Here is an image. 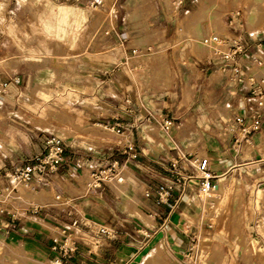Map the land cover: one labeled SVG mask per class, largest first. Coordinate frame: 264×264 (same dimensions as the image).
<instances>
[{"label": "rangeland", "instance_id": "rangeland-1", "mask_svg": "<svg viewBox=\"0 0 264 264\" xmlns=\"http://www.w3.org/2000/svg\"><path fill=\"white\" fill-rule=\"evenodd\" d=\"M53 1L57 0H0V29L6 30L12 36L10 47L9 39H3L0 34V49H3L0 51V61H5L0 64V74L12 68V74L20 77L17 84L22 83V86L17 88L18 93L12 97L10 107L6 106V111L11 112L12 115L0 119V176L4 169L24 162L38 153L42 149L44 135L47 132H54L64 138L66 153L70 160L80 158L81 161L102 164L113 158L128 159L129 172H126L128 178L125 181L128 182L129 187L126 193L135 195L137 206L152 218L151 223H144L147 227H143L138 215L129 214L131 223H138L140 228L139 231L129 232V238L134 235L135 238L144 242L131 264H138L159 243L163 244L164 251L171 261H177L178 264H264V208H261L262 202L264 206V199L259 198L258 211L247 215V200L240 197L234 207L232 198L235 190L260 196L258 190L264 191V177L252 181L248 178L254 175L255 169L259 166L245 167L240 173L244 179L238 178L237 171L227 173V177L232 175V180L219 179V189L216 192L224 191L225 198L216 200L218 203H224V208L219 210L215 229L208 235L203 233L205 227L202 210L206 208V203L193 189L187 191L191 194L190 197L178 201L180 208L178 206L173 210L161 230L156 227L162 219L149 215V210L141 205V197L138 192H135L138 179H142V176L138 174L141 168L136 165V160L144 157L140 153L141 142L138 141V138L142 140L141 127L135 131L138 145L135 156L129 157L116 150H76L72 143L73 138H83L78 135L79 130L85 129L87 121H93V119L84 118L83 115L89 112L92 106L101 107V103L106 102L114 114L121 113L126 122L132 121V115L124 113L122 95L127 90L130 94L139 90V83L143 79L137 77L138 73L139 76L141 74L139 71L136 73L137 76L132 77L134 83L127 81L128 78L119 72H113L112 79L106 86L109 94L104 93L105 86L98 90L99 87H93L89 82L92 80L89 72L93 68L100 66L110 68L109 65H112L116 58L121 59L120 62H122L123 56L128 54L121 46L110 49V46L101 45L104 39L101 38L100 33L110 25L102 20L106 16L109 17L111 15L109 9L116 6L119 21L124 12V9L119 7L121 0H115V2L101 0L102 2L97 6L91 4L92 0H84L89 16H92L91 27L97 33V37H93V42L88 35L89 30H92L88 28L90 27L89 16L82 22L68 20L65 23L64 30L70 39L64 42L48 34L47 25L52 28L53 24L47 21V17L56 14ZM128 8L130 13L134 14L133 16L149 18L145 25L143 23L139 36L132 37L129 43H151L155 50V63L152 73L150 71L152 77L154 80L161 79L168 82L176 80L177 82V86H170L157 98L147 101L149 108L162 109L163 112L172 116V124L168 129L153 123L143 126L146 129L150 148L152 149L153 146L155 148H153L154 158L168 161L169 158L165 153L172 156L179 148L187 149L192 153L196 151L207 153L211 156L213 168L218 172L217 176L221 177L222 168L218 165L216 156L222 150V142L229 146L227 139L222 141L214 134L215 127L219 125L207 111V100L203 90L208 80L213 79L211 76L217 72L214 70L216 64L213 61H199L204 52L203 48L199 53L197 52V48L201 45L199 35L202 30L227 33L228 28L225 25L230 18L241 22L240 30L246 41V51L242 59H248L255 48V42L264 38V0H183L177 6H174L171 0H157L155 4L140 0L130 4ZM252 8L257 12L254 19L250 17ZM237 10L239 14H235ZM151 21L152 23H149ZM115 24H117L115 30L120 33L119 23ZM111 51L113 55L109 53ZM81 53L82 57L78 56ZM78 60L82 62H77ZM69 61L76 67L78 65L79 73L76 68H67ZM162 65L165 66L162 67ZM52 71L58 72V75L56 74L55 78L50 80ZM94 73L96 74L93 78L96 81L104 79L105 75L111 76L109 71L100 69ZM216 78L220 79V77ZM37 82L46 83L40 85ZM188 83L195 84L192 92L187 90ZM33 86L35 89L31 91ZM215 86L213 96L222 97L223 104L229 102L231 110H240L245 107L247 92L238 90L237 86L233 90L229 86L226 88ZM208 88V92H212L211 88ZM133 110L134 114H139V110L134 106ZM88 136H91V133ZM209 140L216 145L207 147L204 152L203 147ZM158 144H162V151H159ZM151 149L148 147V154ZM231 153L232 150L229 149L227 156L229 159H232ZM78 168L80 167H75L76 172ZM48 185L49 188L53 187L49 191L62 192L55 181L50 180ZM43 192L44 190L41 189L40 192H33L31 195L38 198ZM117 199L118 206H121V201L124 199L120 197ZM146 204L152 205V202L146 200ZM216 207L217 204L214 203L207 209L212 212ZM181 208L185 210L186 216H179ZM238 214L241 215L240 220L236 219ZM185 223H192V225L185 227ZM201 223L202 226H199ZM195 225L203 228L199 232V235L202 234L203 237L198 239L192 250L190 237L194 232L198 234ZM145 228L148 234H145ZM13 260L14 264H22L23 258ZM32 264H57V262L35 259Z\"/></svg>", "mask_w": 264, "mask_h": 264}, {"label": "crops", "instance_id": "crops-1", "mask_svg": "<svg viewBox=\"0 0 264 264\" xmlns=\"http://www.w3.org/2000/svg\"><path fill=\"white\" fill-rule=\"evenodd\" d=\"M108 1L110 2L111 0ZM147 2H152L155 4L157 0H147ZM53 3H55L53 7L56 8V14H53L54 16L47 17V21L50 24H53L52 28L49 25H47V32L49 35L55 36L60 41L64 42V40L70 39L68 38V35L65 33L64 30L65 23L68 20L76 21V22L85 21L89 16V10H87L86 1L84 0H71V1L57 0L56 2L53 1ZM130 14L134 15L133 13ZM133 17L135 19L139 18V21L142 22V25L140 27L135 28L136 33L139 36V34L141 33L140 29L141 30L143 29L142 27L143 23L145 25L146 21L149 18L143 19L136 16ZM88 20L90 24L89 25L90 27L88 28L92 29L91 27L92 16H89ZM102 21L105 23L108 22L109 24L111 23V25L113 24V21H111L107 16L103 18ZM135 23L138 22L136 21ZM115 29L116 28H113L109 34L101 36V38L104 39L101 45L105 47L110 46V49H114V48L116 49L117 46H119V38L121 36L120 33H122V30H120L119 31L120 33H118ZM0 30H1L0 34L3 36V39L8 38L9 41L12 40V36L9 35L6 32V30L3 29ZM94 31L95 29H92L89 30L88 32L89 38L92 42H93V37L94 38L97 37V33ZM203 32L204 31L202 30L201 34ZM100 34L102 35V32ZM71 40L73 39L71 38ZM131 40L132 38L127 41V44H131L129 43L131 42ZM9 43L11 47L12 42L10 41ZM145 43L151 44L149 42H145ZM202 48H203L202 45H200L199 48H197V52L199 53V51L202 50ZM0 51H3V49H0ZM154 52L155 50L152 47V52L146 58V61L145 60L143 61L144 63L143 65L147 66L148 69L131 68V66L135 62L139 61L141 58L140 59L129 58L125 63L120 62L121 59L116 58L115 61L112 63V65H109L111 66L110 68H107L105 66L93 68L92 71L89 72L90 79L92 78V80H90L89 82L92 83L91 86L99 87L97 88L98 90L101 87L105 86L104 93L109 94V91L106 86L109 85L112 79L113 72H119L124 77L128 78L126 79L127 81L129 80L132 83H134L132 77L137 76L136 73L139 71L141 74L139 76L138 73L137 77L143 79L142 82L139 83V90H135L134 92L135 94L134 93L130 94L127 90V92L124 95H122V104L125 106L123 100L125 95L131 96L134 107H135V102H137L141 97L144 98L145 102L147 103V101L149 100L151 101L157 98L159 95L157 94V96L153 98H149L146 93V90H148L149 87L155 88L158 86V84H160V82L169 83L168 87L177 86L176 80H173L172 82L164 81L161 79L154 80V78L150 73L155 63ZM109 53L113 55L112 51ZM202 53L204 54V52ZM121 54H123V52ZM82 55L83 54L81 53L78 56L82 57ZM4 62L5 61H0V64ZM77 62H82V60H78ZM164 66L165 65H162V67ZM67 68L68 69L76 68L78 73L80 70L78 65L76 67V65L71 61L67 63ZM98 69H100L101 71H109V74L111 75L110 78L107 79L106 77H104V79H99L98 81H96V79H94L93 77H95L94 75L96 74L94 72H96V70ZM11 74H12V68H10V70L3 71V73L0 74V81L6 80ZM56 74L58 75V72L52 71L50 80L54 79ZM211 77H213V79L208 80L205 86L206 88L203 90V92H205V96H206L205 100H207V111H209L212 114L215 112L217 113L219 108L223 107L222 97L213 96L214 86L216 85L215 87L222 86V88H226L225 86L226 85L229 86V85L227 84L228 81L226 80V78L220 76L218 73L213 74V76ZM216 77H220V79L219 78L217 79ZM148 78L151 82L147 84L146 81ZM45 83L46 82H40L38 84L44 85ZM18 86L19 87L22 86V83L21 85L10 83L5 90L0 91V119L7 118V116L12 115L11 112L6 111L7 110L6 106L10 107V104H12V97H15V95L18 93L17 91ZM194 87L195 84L188 83L187 90L189 92H192ZM208 87L211 88L210 90H212V92H208L209 90ZM229 88L231 87L229 86ZM34 89L35 86L31 87V91H33ZM95 96L98 97L97 95ZM209 103L212 105H208ZM243 108L244 107H242L241 109ZM138 110H139L138 115H141L145 112V109L142 108H139ZM232 111H236V110L230 109V112ZM114 115L115 114L112 112V108L107 106L106 102L101 103V107L92 106V109L83 115L84 118L93 119V121H87L86 123L87 126L85 127V129L79 130L78 135L83 136V138H79V139L73 138L74 140L72 141V143L74 144L76 150H85V149L92 151L114 150V144L117 141H119L120 136L118 134H115L113 132L104 129L101 125L102 121L113 120ZM145 130L146 129L143 127L142 131L140 132L142 140L141 139L139 140L138 138L139 143L141 142V145L139 146L141 148L140 153L144 157L136 160V165L141 168V170L138 171V174L142 176V179H138V183H137L138 186H136L137 190H135V192L139 193L142 200L141 205L147 210H149V212L150 210L157 209L160 212H162L164 215V212H166L169 209L172 200H170V202L167 204L157 206L156 204L153 203V201L150 198H146L142 194V189L146 184L152 181L160 180L163 177L161 174L163 175L167 174V171L165 170L167 166V161L158 160L154 158L153 150L155 148L154 146L152 147V149L150 148V142H148V138L146 136ZM65 131L67 132V130ZM90 133L91 136H88ZM137 134H139V132ZM214 134L217 135L216 129L214 131ZM220 138L222 141L227 139L229 147H227L226 144L222 142V150L219 153H217L216 156L217 163L222 168V171L220 172L223 173L221 177L217 176L218 189H219L220 178H225L226 181L233 179L232 175H228L227 177V173L229 171H232L233 173L237 171L239 174L238 178L244 179L240 175V173L244 171L245 167H250V166L253 167L254 165H256L259 166V168L255 169V173L253 176L248 177L249 180L252 181L253 179L264 177V123L262 128L252 135V143L246 144L245 142H242L239 150H235L232 148L229 138H223V137ZM158 145L160 148L159 151H162L163 150L162 144H158ZM215 145H216L215 142L209 140L208 142H206L205 145L206 147L205 146L203 147V151L206 152L207 147H215ZM148 147L149 149H151V152H153L152 154L151 152L150 154L147 153ZM229 149L232 150L231 153L232 159H229L227 157ZM165 155L168 156V158L170 157L167 152L165 153ZM207 155L209 156V158L211 157L209 154ZM210 162L212 169L217 175L218 172H216L215 169L213 168L211 159ZM89 163L90 162L88 161H81L80 158H76L75 160H70L69 156L66 153V161L63 163L62 168L58 172V174L63 178L62 183L58 184V182H55L57 183V186L61 188L62 191L61 192L62 201L59 203L53 199L52 197L53 192L49 191L50 188L53 187L50 188L47 187L49 186L48 184L47 186L41 187V189H43L44 192L38 198L32 197L30 192H27L25 190L21 191V193L23 194L22 200L32 198L45 202L46 205L44 212L42 214L45 216L47 222L40 223L31 218H20L19 220L16 221V225L13 226L10 224L9 215L5 212H0V264H14L15 261L13 259L20 260L22 258H23L22 264H32L34 263L35 259L42 261L53 260L56 262V260L52 258L55 255V251L51 249V244H52L51 235L52 233H59L62 227L69 226L70 221L74 217L73 214H68L69 209H73L74 214L85 216L90 221L107 224L110 228L113 229L114 232L109 237L100 236V238L97 239L96 236H94L96 231L95 226H93L92 224L88 226H84L83 224H80L79 229H80L81 238L78 240L77 251L70 258H62L60 264H131L133 262V257H135L136 253L139 251L141 245L144 242L135 238L134 235H131L132 238H129L128 236L129 232L136 230L139 231L140 229L138 228V223H134V224L131 223L129 214L133 213L138 215L139 219H141V223H143V227H147L146 224H150L152 218L137 206V198L135 195H129L126 193L127 188L129 187L127 181H125V184L111 183L109 186H102L95 190H91V191L86 190L84 185L86 170H83L82 168H84V166ZM75 167H80L77 169L78 176L72 175V172L73 171L75 172ZM153 168L161 171V174L154 171ZM127 171L129 172L128 169H126V172ZM57 176L58 175H56V177ZM260 190L261 189L258 190L260 196H254V194H251L250 192L247 193L245 191H243V193H240L235 190L232 193V198L234 200V204H233L234 207L237 205L236 201L240 197H243V200H247V211H246L247 215L255 213L259 209V206H257L259 205L257 204V202H259L258 201L259 198L264 199V191L260 192ZM175 194L176 191H173L171 198H173ZM124 195H127L128 197H125ZM188 196L190 197L191 194L186 192V195L182 197L180 200H183ZM119 197L124 199L121 201L122 202L121 206H118L119 200L117 198ZM221 197L225 198V192L220 190L217 192V196L214 199V203L217 204V207L213 210L221 211V209L224 208V203L222 202L218 203V200H216L217 198L220 199ZM146 200L152 202V205L146 204ZM23 203H24L23 201L14 202L12 205L21 209ZM61 203L62 205L60 206ZM178 206L180 208L179 202H177V204L174 205V207L171 209L170 215L172 214L174 209L178 208ZM207 208H209L208 205H206V208L202 210L205 228L203 229L199 227L202 226V223L199 226L195 225L198 235L202 229H203V233L208 235L211 234L215 229L214 227L212 230H210L205 226L204 217H206V215L204 213V210H208ZM261 208H264L263 202ZM181 209L182 210L178 213L179 216L180 217L186 216L185 210L183 208ZM149 215L152 214L149 213ZM153 217L155 218V216ZM158 218L162 219V216L160 215L158 216ZM236 219L240 220L241 215L238 214ZM165 222L166 221L164 222L159 221L156 228L161 230ZM263 226H264V218H263ZM202 237L203 235L200 234L199 238ZM95 239H97V241ZM159 249H161L162 251L161 258L158 257ZM164 255L166 257H164ZM174 262L177 263V261ZM174 262L171 261L169 256L165 253L163 244L159 243L147 256L143 257L138 264H176Z\"/></svg>", "mask_w": 264, "mask_h": 264}, {"label": "built area", "instance_id": "built-area-1", "mask_svg": "<svg viewBox=\"0 0 264 264\" xmlns=\"http://www.w3.org/2000/svg\"><path fill=\"white\" fill-rule=\"evenodd\" d=\"M115 2V0H113ZM139 0H121L119 7L124 9L123 14L118 21L117 7L109 9V19L113 24L104 28L102 35L109 34L110 31L119 23L122 33L119 38V46L127 51L122 62L129 58L140 59L135 62L132 69H148L143 65L152 52L151 44L141 42L127 44L132 37L138 36L135 28L142 25L139 18H134L129 12L130 4ZM183 0H171L174 6L182 3ZM101 0H92L91 4L97 6ZM113 13V14H112ZM235 14H239L237 10ZM138 23H135V22ZM149 23H152L149 22ZM115 26V27H114ZM228 32L218 31L203 32L199 35V42L203 47L204 54L199 59L200 62H211L216 64L214 70L228 81L231 90L237 86L238 90L247 92L246 105L243 109L230 112L231 104L225 103L218 112L212 113V118L217 121V135L223 138H229L233 149L239 150L242 142L252 143V135L259 131L264 123V38L255 42V48L248 59L243 60L242 55L246 51V41L241 32L242 23L233 21L232 18L226 23ZM122 57V58H123ZM107 79L110 76H106ZM20 81L19 75L11 74L6 80L0 81V91L7 88L10 83L17 84ZM151 82L149 78L146 81ZM169 83L160 82L157 87H149L146 90L147 96L153 98L157 94L165 92ZM150 86V85H148ZM227 87V85L225 86ZM125 114L132 115V121L126 122L123 114H115L113 120L102 121L104 129L118 134L119 141L114 144V150L120 154L135 156L138 145L135 139V131L144 124L157 123L162 128L168 129L172 124V116L160 110L149 108L144 98L135 102L137 109H145L141 115L133 113V100L131 96H124ZM66 161V145L64 138L57 133L47 132L42 141V149L28 160L13 164L9 169H4L0 176V212L9 215L10 224L15 226L20 218H31L40 223H45L46 218L42 214L45 209V202L37 199H23L22 190L33 193L47 186L50 180L62 183L63 178L58 174ZM128 159L113 158L105 163H89L82 168L86 170L84 185L86 190L91 191L102 186H109L111 183H123L126 180V169ZM154 171L161 174V171L153 168ZM166 175L160 180L152 181L146 184L142 189V194L150 198L157 206L164 205L172 200L169 209L164 212L162 221H166L170 215L171 209L177 202L186 195L188 189L195 190L197 196L203 200L206 205L214 204L217 196L218 182L217 175L211 167L210 158L206 153L190 152L187 149L179 148L176 153L169 157ZM56 175H58L56 177ZM72 175L78 176V172H72ZM59 179V180H58ZM39 189V190H38ZM176 194L172 197V192ZM52 197L56 202L62 201V195L59 191H54ZM23 201L22 208L12 205L14 202ZM68 204V203H66ZM62 203L60 204V206ZM206 217L205 226L212 230L215 227V220L219 211L212 212L204 210ZM68 214L74 217L69 226H64L59 233H52L51 249L55 251L52 257L57 264L61 263L62 258L72 257L78 248V240L81 238L80 224L95 226L96 238L100 236H111L113 229L107 224L88 220L85 216L74 214L73 209L68 210ZM153 216H160L163 213L157 209L150 210ZM185 227H191L192 223H185ZM147 229V228H146ZM144 229L145 234H148ZM97 239H95L97 241ZM190 249L196 246L199 235L194 232L191 237ZM187 255V254H186ZM185 262L186 259H185Z\"/></svg>", "mask_w": 264, "mask_h": 264}, {"label": "bare ground", "instance_id": "bare-ground-1", "mask_svg": "<svg viewBox=\"0 0 264 264\" xmlns=\"http://www.w3.org/2000/svg\"><path fill=\"white\" fill-rule=\"evenodd\" d=\"M255 8V7H254ZM250 13H251V15H250V17L252 18V19H254V18H256V16H257V12L256 11H254V9L252 8V10L250 11ZM258 18V17H257ZM145 61H146V59H144ZM147 73V72H146ZM151 73H152V71H151ZM150 75V74H149ZM146 84V83H145ZM148 84V83H147ZM159 255H158V257H160L161 258V255H162V251H161V249H159ZM164 257H166L165 255H164ZM152 258V257H151ZM147 260V259H146ZM153 261V260H152Z\"/></svg>", "mask_w": 264, "mask_h": 264}]
</instances>
